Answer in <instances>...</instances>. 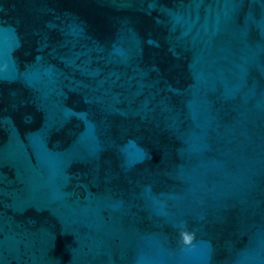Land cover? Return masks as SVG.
<instances>
[{"label":"water","instance_id":"water-1","mask_svg":"<svg viewBox=\"0 0 264 264\" xmlns=\"http://www.w3.org/2000/svg\"><path fill=\"white\" fill-rule=\"evenodd\" d=\"M0 264H264V0H0Z\"/></svg>","mask_w":264,"mask_h":264}]
</instances>
